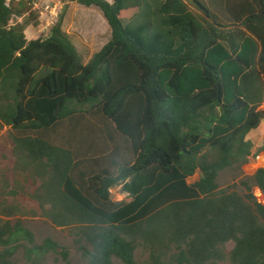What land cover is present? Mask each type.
I'll use <instances>...</instances> for the list:
<instances>
[{
    "label": "trees",
    "instance_id": "trees-1",
    "mask_svg": "<svg viewBox=\"0 0 264 264\" xmlns=\"http://www.w3.org/2000/svg\"><path fill=\"white\" fill-rule=\"evenodd\" d=\"M62 1L97 7L111 28L86 64L63 14L28 40L30 22L11 21L34 14L33 0H0V126L11 129L16 171L40 180L43 215L71 229L83 264H264V203L253 193L264 194V167L244 193L218 181L250 162L247 136L264 120V0ZM115 134L132 158L118 144L99 149ZM115 187L126 197L114 199ZM0 246V264L57 253L70 264L65 247L36 242L20 219H0Z\"/></svg>",
    "mask_w": 264,
    "mask_h": 264
},
{
    "label": "rangeland",
    "instance_id": "rangeland-1",
    "mask_svg": "<svg viewBox=\"0 0 264 264\" xmlns=\"http://www.w3.org/2000/svg\"><path fill=\"white\" fill-rule=\"evenodd\" d=\"M108 1L111 2V0ZM32 11L34 14L31 15L29 13L23 17L14 18L11 24L22 23L27 19L30 23L26 27L25 35L28 40H31L49 35L53 26L63 14V29L72 32L70 36L82 53L84 63H87L111 39V28L97 7H86L77 2L65 3L62 0H33ZM134 12L128 14L125 21H128ZM35 21L38 23L35 24ZM260 109L264 110V102ZM247 138L253 142V151L261 147L264 139V120L257 129L250 132ZM106 143L109 149L104 147ZM115 144L123 146L122 152L132 158L131 150L124 148L126 143L118 134L113 136V141L105 140V142H99V149L101 151L108 150L109 152V150L114 148ZM13 145L10 127L0 126V219L22 220L24 225L34 233L36 242L41 243L45 238L52 237L61 247H65L70 252L68 256L70 264H83V258L74 246V237L71 229L57 227L48 217L43 215L39 202L34 197L40 185V180L31 177L26 172L16 171V157L13 153ZM257 168L259 167L248 164L242 166L241 169L236 166L235 168L222 171L218 180L220 188L233 187L240 193H244L245 188L241 182L248 181L250 183V178ZM200 175L201 172L197 171L193 177L189 178V182H195ZM112 193L114 199H122L127 195L121 192L120 187L112 189ZM253 193L258 201L264 203V194L255 185L253 186ZM9 206L17 208L16 215L6 217L1 214L2 210ZM233 246L234 243L232 241L228 242L227 251H230ZM1 249L2 247L0 246ZM22 256L23 248H20L16 254L17 261L22 262ZM148 257L149 253L144 248L140 247L137 249V261L143 262ZM48 264H66V261L62 255L57 253L49 256ZM113 264L124 263L119 259H114ZM219 264H229V261L220 262Z\"/></svg>",
    "mask_w": 264,
    "mask_h": 264
},
{
    "label": "built area",
    "instance_id": "built-area-1",
    "mask_svg": "<svg viewBox=\"0 0 264 264\" xmlns=\"http://www.w3.org/2000/svg\"><path fill=\"white\" fill-rule=\"evenodd\" d=\"M256 151L257 150H255V154L253 157H251V160L248 164L255 165L259 168L264 167V151Z\"/></svg>",
    "mask_w": 264,
    "mask_h": 264
},
{
    "label": "crops",
    "instance_id": "crops-1",
    "mask_svg": "<svg viewBox=\"0 0 264 264\" xmlns=\"http://www.w3.org/2000/svg\"><path fill=\"white\" fill-rule=\"evenodd\" d=\"M112 1V0H111ZM71 6V5H70ZM66 32H68L70 35L72 34V32H70V31H66ZM82 54V53H81ZM83 56V55H82ZM92 58V57H91ZM90 58V59H91ZM86 64V63H85ZM246 165H248V164H246Z\"/></svg>",
    "mask_w": 264,
    "mask_h": 264
}]
</instances>
